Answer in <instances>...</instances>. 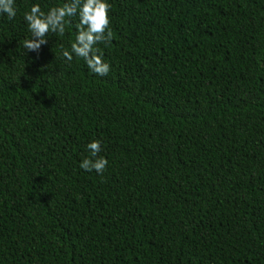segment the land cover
<instances>
[{
	"label": "trees",
	"instance_id": "16d2710c",
	"mask_svg": "<svg viewBox=\"0 0 264 264\" xmlns=\"http://www.w3.org/2000/svg\"><path fill=\"white\" fill-rule=\"evenodd\" d=\"M31 2L0 15V264H264V0H109L103 76L72 26L24 52Z\"/></svg>",
	"mask_w": 264,
	"mask_h": 264
},
{
	"label": "clouds",
	"instance_id": "9594fccd",
	"mask_svg": "<svg viewBox=\"0 0 264 264\" xmlns=\"http://www.w3.org/2000/svg\"><path fill=\"white\" fill-rule=\"evenodd\" d=\"M109 0H58L47 8L31 2L23 12L27 35L22 40L24 52L39 53L42 45L48 43V34L63 37L68 26L74 27V37L68 46H60L59 55L67 62L74 57L84 61L87 68L97 75L109 72V64L102 59L98 45L112 37L109 26ZM0 15L12 20L17 15L16 0H0ZM87 155L79 161L85 171L101 173L107 164L101 152V141L91 139L86 145Z\"/></svg>",
	"mask_w": 264,
	"mask_h": 264
}]
</instances>
